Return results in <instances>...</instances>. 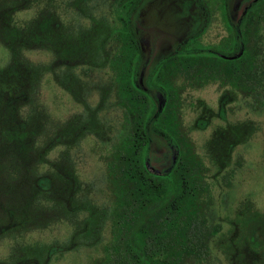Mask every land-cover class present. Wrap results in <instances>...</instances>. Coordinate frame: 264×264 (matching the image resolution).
<instances>
[{"label": "trees", "instance_id": "16d2710c", "mask_svg": "<svg viewBox=\"0 0 264 264\" xmlns=\"http://www.w3.org/2000/svg\"><path fill=\"white\" fill-rule=\"evenodd\" d=\"M102 4V0H70L68 5L72 6L77 16L69 22L70 18L60 17L61 14L56 12L52 3L49 4L48 12H39L20 26L12 25L9 18L14 7L5 10L2 30L6 35L5 47L9 61L0 71V114H3L2 121H6L0 137L4 138L3 142L17 143V151H27L31 137L38 135L36 128L30 131L27 122L17 116L15 107L21 100V94L30 92L32 84L43 73L51 71L53 76L63 75L64 80L67 79L71 85L69 90L75 91L78 88L76 83L79 78L75 71L78 65L82 66V72L87 73L106 66L108 62L112 69V73H109L113 78L114 102L123 110L124 120L118 135H115L118 137L117 144L107 158L111 204L104 209L92 207L84 220L88 226L95 219L97 228H104V223L110 221L111 235L102 247L103 253L108 254L102 258V264H139L137 253H145L144 264H183L188 253L193 256L194 263L199 262L209 254L208 236L216 230L206 223L205 203L208 198L203 194L204 182L197 175L201 170V162L193 146L180 134L175 110L170 109L174 108L177 99L169 97L166 105L154 117L148 97L132 85L130 74L136 51L135 39L128 31L120 11L117 14L118 21H122L120 28L115 29L110 23L106 27L107 17L101 7L98 9ZM51 5L53 11H50ZM91 7H95L97 12ZM114 9L118 11L120 8L116 6ZM242 37L241 83L247 89L254 86L249 79L255 73L258 76L256 87L258 91H264V0H257L249 7L242 22ZM36 47L45 48L54 55L50 64L36 63L32 66L24 59V51ZM122 61H127V68L122 66ZM56 68L61 70L60 74L55 72ZM169 73L165 71V74ZM165 84L169 87L170 81H165ZM104 88L99 104H102V100L108 101ZM5 96L6 100L3 101ZM259 96V106H262L264 95ZM100 107L90 109L85 105L81 117L67 120L61 126L63 132L56 135L54 141L60 143L63 138L75 140L79 132L87 130L93 133L96 129L89 122L98 123L97 112ZM11 120H15L16 124ZM76 130L79 131L77 135ZM154 132L180 141L177 163L170 174L156 176L146 172V139ZM175 170L181 173L175 174ZM71 176L75 183V177ZM27 185L28 192L25 195L31 198L37 192L46 191L50 184L47 177L40 176L33 182H27ZM11 190L5 186L0 194L7 196L0 198V210L6 211L3 215L15 219L17 214L25 216L26 212L27 215L25 207L23 211H18L3 205L5 198L11 199ZM85 228L78 223V233ZM143 231L145 235H142ZM96 233L97 239L92 242L90 239L86 242L79 234L76 237L77 245L92 247L100 243L102 233L99 229H96ZM122 253H129L127 263Z\"/></svg>", "mask_w": 264, "mask_h": 264}, {"label": "rangeland", "instance_id": "374dc122", "mask_svg": "<svg viewBox=\"0 0 264 264\" xmlns=\"http://www.w3.org/2000/svg\"><path fill=\"white\" fill-rule=\"evenodd\" d=\"M51 1L55 5L56 12L61 14L60 17L67 16L70 18L69 22L72 18H76L72 6L68 5L70 0ZM52 3L48 0H28V2L0 0V71L9 61L8 50L5 47L6 35L2 30L5 10L14 7L9 18L12 25L20 26L29 22L39 12H48L49 4ZM214 3L216 2L213 1ZM50 7V11H53V6ZM218 8L221 9V4L216 5V9ZM217 38L218 29L217 25H214L202 40L209 42L216 41ZM23 57L32 66L36 63L48 65L54 59V55L49 50L41 47L26 49ZM125 63L127 61H122V66L127 68ZM82 69L79 65L75 69L79 78L76 83L78 88L75 91L69 90L68 87L71 85L67 79L64 80L63 75L56 77L51 71H47L32 84L30 92L21 94V100L15 107L18 111L17 116L27 122L30 131L35 128L38 131V135L31 137L32 141L27 151H17V143L3 142L4 138L0 137V174H2L0 194L3 193L5 186L13 189L9 195L11 199L5 198L3 205L18 211H23V207L27 208L24 210L27 211V215L25 212V216L17 214L16 219L12 218L14 222L12 226H8L9 217L3 215L6 211L0 210V263L14 264V261H19L23 257L25 247L35 251L43 249L45 253L50 245L59 244L60 247L67 249L56 253L75 254L68 255L64 260L53 261L51 264H90L94 257L102 253V247L107 244L110 222L107 220L104 228H97L95 219L91 220L88 226L84 220L92 207L104 209L111 204L107 158L117 144L118 137L115 135L117 136L118 130L122 128L124 116L123 110L118 108L117 102H114L116 97L114 86L111 84L109 66L107 67L106 64L94 72L91 70L87 73L82 72ZM55 72L60 74L61 70L56 68ZM61 79L62 81L59 82ZM102 88L108 94L105 93L108 101L102 100V104H99ZM219 92L217 84H209L198 91H185L182 102L176 101V105H182L183 125L189 127L197 117L198 112L194 104L196 98L204 99L216 111ZM5 100L6 96L3 98V101ZM250 101L251 99L244 98L240 104L239 102L231 104L235 108L226 115L228 122L251 119L256 127L248 141L237 145L230 164L225 169L231 173L226 178V173H223L225 170L221 174H215L217 170L214 164L215 153L213 155L210 153L212 145L206 143L210 136L213 137L212 132L224 122L213 118L205 129L188 128L195 150L207 167L206 178L210 189L208 196L204 194L208 198L205 213L207 218L212 219L210 213L213 209L214 219L209 223L220 224L223 233L221 234L224 235L216 238L214 243L216 245L212 244L215 253L208 258V264H230L229 255L225 258L224 253H221L224 249L222 241L230 233L236 205L250 199L258 210L264 212V102L260 107L258 106L261 103L257 102L254 104L255 109H250ZM85 105L90 109L101 106L97 112L100 121L98 120L96 125L95 121L89 122L96 130L93 133L88 130L83 132L76 130L75 135L78 132L79 134L75 140L63 138L60 143L54 141L56 135L63 132L61 126L67 120L72 121L81 117ZM2 118L3 114H0V132L4 126L6 127V121L3 122ZM12 123L16 124V121ZM71 175L75 177V183ZM40 176L47 177L50 185L46 191L42 190L41 193L37 192L34 197L31 195V198H28L25 195L29 186L27 182H33ZM3 197L7 196H0ZM79 221L80 226L86 227L79 229L81 238L85 241L90 239L92 242L97 239L96 229H99L102 233L100 243L92 247H75L73 244L71 249L68 248L72 243L70 237L77 231ZM236 260L242 262L238 256ZM258 264H264V256Z\"/></svg>", "mask_w": 264, "mask_h": 264}, {"label": "flooded vegetation", "instance_id": "af4514ba", "mask_svg": "<svg viewBox=\"0 0 264 264\" xmlns=\"http://www.w3.org/2000/svg\"><path fill=\"white\" fill-rule=\"evenodd\" d=\"M122 1L116 3L112 0H102L104 6L103 4L99 5L98 9L101 7L103 14L107 17L106 27L110 23L115 26V29H119L122 22L118 21L117 14L120 12L123 14L126 27L135 39L136 46L130 80L132 85L150 100V110L154 117L163 109L169 97H175L177 102H182L185 91H198L209 84H217L219 87L216 111L204 99L196 98L194 104H196L195 108L198 114L189 127L183 125L182 105L175 104L174 108H170L175 110L180 134L193 146L198 160L201 162V170L197 175L204 182L203 194L208 196L210 185L206 178L207 167L195 150L188 128L205 129L213 118L224 122L212 132L213 137L210 136L206 141L207 144L211 143L212 145L210 153L212 155L215 153L216 162L211 160L217 168L215 174H221L229 166L237 145L248 141L255 131L256 127L251 119L233 123L228 122L226 115L228 111L234 110L233 104L238 102L240 104L244 98L251 99L249 107L255 109L254 104L258 102L257 98L261 97L259 95H264V91H258L256 87L257 74L254 73L250 77V84L254 86L249 89L242 85L240 75L241 54L244 50L242 22L249 7L257 0ZM213 1L216 3L213 4ZM219 4H221V9H216V5ZM116 6L120 8L117 9L118 11H114ZM92 8L97 12L95 7ZM214 25H217L218 29L217 40L203 41V36ZM106 64L108 67L109 63ZM165 71H170V73L165 74ZM109 72L112 73V69L109 68ZM167 80L170 81L169 87L165 84ZM156 135L154 132L146 139L147 157L144 159V163L146 172L162 176L170 174L175 167L180 141L172 136L165 138ZM207 150L209 152V149ZM174 172L175 174L181 173L176 170ZM223 173H226L225 178L227 175H231L230 171L225 170ZM206 205L208 203H205ZM235 207L231 230L222 241L224 249L221 253H224L225 258L229 255L230 264H258L264 256V212L258 210L250 199L241 201ZM210 214H212V219L207 218L208 225L214 219L213 209ZM8 222V226H12L14 223L12 218H8ZM210 225L216 230L208 236L210 249L206 259L194 263L193 256L188 253L183 264H208V258L212 253H215L212 250V244L215 243L216 238L224 236L220 224ZM142 235H145L144 231ZM76 237H79L78 229L70 237L72 243L68 246L69 249L73 247V244L75 247L79 246ZM225 241L227 242L225 243ZM66 249L60 247L59 244H54L50 245L44 253L43 249L35 251L25 247V252L22 253L23 257L19 261H14V264H51L53 261L64 260L68 255L75 254L56 253ZM107 254L102 250V253L94 257L90 264H102V258ZM122 254L127 263L129 253ZM137 254L139 264H144L145 253ZM236 256L241 258L242 262L237 261Z\"/></svg>", "mask_w": 264, "mask_h": 264}]
</instances>
